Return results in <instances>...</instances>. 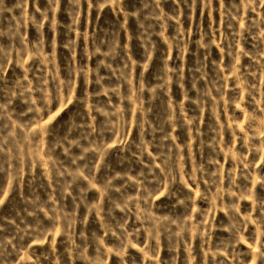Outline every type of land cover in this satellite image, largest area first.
<instances>
[{"label":"rangeland","instance_id":"1","mask_svg":"<svg viewBox=\"0 0 264 264\" xmlns=\"http://www.w3.org/2000/svg\"><path fill=\"white\" fill-rule=\"evenodd\" d=\"M0 264H264V0H0Z\"/></svg>","mask_w":264,"mask_h":264}]
</instances>
